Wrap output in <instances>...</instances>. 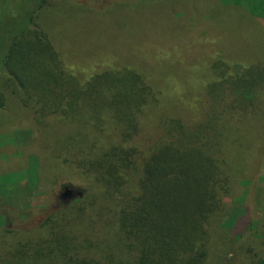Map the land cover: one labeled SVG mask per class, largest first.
I'll use <instances>...</instances> for the list:
<instances>
[{
    "label": "rangeland",
    "instance_id": "374dc122",
    "mask_svg": "<svg viewBox=\"0 0 264 264\" xmlns=\"http://www.w3.org/2000/svg\"><path fill=\"white\" fill-rule=\"evenodd\" d=\"M37 5L38 0H0V253L35 237L33 230L62 206L77 219L84 205L83 216L94 220V241L112 242L118 208L106 200L104 186L86 166L79 165L84 153L100 146H61L57 136L42 132L38 105L23 103L16 93L3 63L16 36L33 38L35 30L45 31L65 64L84 79L106 68L128 67L146 74L156 89L163 84L185 93L194 87L199 97L194 102L176 106L177 100H187L177 97L167 104L168 115L188 123L207 113L206 86L217 78L216 64L241 74L256 67L264 71V0H49L29 23ZM261 77L248 95L255 119L231 138L229 147L238 155L229 160L225 208L214 223L207 264H260L264 259ZM235 99L245 102L247 97L239 93ZM154 120L148 122L154 125ZM2 215H7L6 223H1ZM111 250L90 249L100 255Z\"/></svg>",
    "mask_w": 264,
    "mask_h": 264
},
{
    "label": "trees",
    "instance_id": "16d2710c",
    "mask_svg": "<svg viewBox=\"0 0 264 264\" xmlns=\"http://www.w3.org/2000/svg\"><path fill=\"white\" fill-rule=\"evenodd\" d=\"M48 2L38 0L29 23ZM34 34L9 43L4 66L23 103L38 105L42 132L57 136L61 146H100L78 161L104 186L106 200L117 203L115 238L95 242L85 206L77 219L62 206L33 230L35 237L4 248L0 264H207L214 223L225 208L229 160L238 155L231 138L255 119L248 95L264 71L241 74L216 64L217 78L206 86L207 113L188 123L168 115L167 104L177 97L187 100L176 106L194 102V87L185 93L163 84L156 89L146 74L128 67L84 79L65 64L45 31ZM239 93L245 102L234 100ZM1 217L6 223L7 215ZM93 246L112 250L100 255L90 251Z\"/></svg>",
    "mask_w": 264,
    "mask_h": 264
}]
</instances>
